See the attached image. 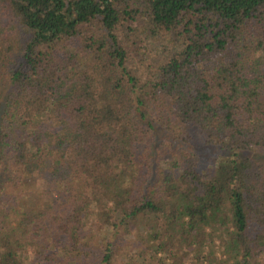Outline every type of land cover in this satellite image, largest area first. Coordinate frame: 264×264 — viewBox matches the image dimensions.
<instances>
[{
	"label": "trees",
	"instance_id": "obj_1",
	"mask_svg": "<svg viewBox=\"0 0 264 264\" xmlns=\"http://www.w3.org/2000/svg\"><path fill=\"white\" fill-rule=\"evenodd\" d=\"M264 0H0V264H264Z\"/></svg>",
	"mask_w": 264,
	"mask_h": 264
},
{
	"label": "rangeland",
	"instance_id": "obj_2",
	"mask_svg": "<svg viewBox=\"0 0 264 264\" xmlns=\"http://www.w3.org/2000/svg\"><path fill=\"white\" fill-rule=\"evenodd\" d=\"M259 158L264 159V156L263 157H259Z\"/></svg>",
	"mask_w": 264,
	"mask_h": 264
}]
</instances>
